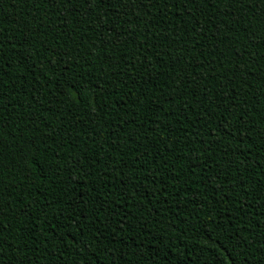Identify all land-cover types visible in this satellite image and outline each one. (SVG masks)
<instances>
[{
  "label": "trees",
  "instance_id": "1",
  "mask_svg": "<svg viewBox=\"0 0 264 264\" xmlns=\"http://www.w3.org/2000/svg\"><path fill=\"white\" fill-rule=\"evenodd\" d=\"M0 264H264V0H0Z\"/></svg>",
  "mask_w": 264,
  "mask_h": 264
},
{
  "label": "snow or ice",
  "instance_id": "2",
  "mask_svg": "<svg viewBox=\"0 0 264 264\" xmlns=\"http://www.w3.org/2000/svg\"><path fill=\"white\" fill-rule=\"evenodd\" d=\"M68 3H71V0H67Z\"/></svg>",
  "mask_w": 264,
  "mask_h": 264
}]
</instances>
